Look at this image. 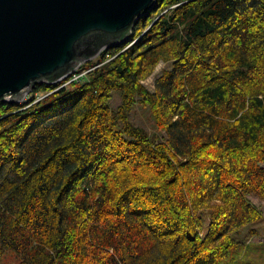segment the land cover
I'll return each instance as SVG.
<instances>
[{"label":"trees","instance_id":"trees-1","mask_svg":"<svg viewBox=\"0 0 264 264\" xmlns=\"http://www.w3.org/2000/svg\"><path fill=\"white\" fill-rule=\"evenodd\" d=\"M126 33H91L112 43L85 78L0 102V255L15 264H222L263 219L264 0H155Z\"/></svg>","mask_w":264,"mask_h":264},{"label":"water","instance_id":"water-1","mask_svg":"<svg viewBox=\"0 0 264 264\" xmlns=\"http://www.w3.org/2000/svg\"><path fill=\"white\" fill-rule=\"evenodd\" d=\"M154 2L0 0V102H18L36 83L63 80L112 43L97 45L91 33L128 35Z\"/></svg>","mask_w":264,"mask_h":264},{"label":"rangeland","instance_id":"rangeland-1","mask_svg":"<svg viewBox=\"0 0 264 264\" xmlns=\"http://www.w3.org/2000/svg\"><path fill=\"white\" fill-rule=\"evenodd\" d=\"M96 58L97 57L92 60L95 61ZM97 64L98 63H96V65ZM82 65L77 68L84 73L83 78H85L90 69L85 66L82 67ZM170 65L169 62H160L154 72L143 81L144 85L148 89L153 90L155 79L164 69L169 68ZM66 79L65 83H69V77ZM31 90L18 102L20 103L27 100ZM40 98L41 94L37 93L36 100ZM118 103L119 99L115 96L112 104L116 105ZM130 119L134 124L144 127L155 138L162 137V132L155 124L149 109L141 107L140 105L134 106L130 112ZM251 201L260 208L263 213V219L258 222L249 223L243 226L238 233H233L232 236L240 243V245L237 248H231L228 251L227 256L221 260L222 264H264V199H260L258 196L254 195L251 196ZM0 264H15V260L11 253L7 252L4 255H0Z\"/></svg>","mask_w":264,"mask_h":264},{"label":"built area","instance_id":"built-area-1","mask_svg":"<svg viewBox=\"0 0 264 264\" xmlns=\"http://www.w3.org/2000/svg\"><path fill=\"white\" fill-rule=\"evenodd\" d=\"M86 73V72H85ZM84 73L79 71L78 68H75L72 72H70L66 78L69 77L68 82H72V81H79L83 78Z\"/></svg>","mask_w":264,"mask_h":264}]
</instances>
